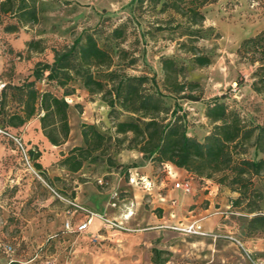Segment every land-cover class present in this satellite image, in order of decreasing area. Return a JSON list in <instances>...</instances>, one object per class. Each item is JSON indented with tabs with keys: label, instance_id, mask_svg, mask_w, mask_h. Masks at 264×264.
Wrapping results in <instances>:
<instances>
[{
	"label": "rangeland",
	"instance_id": "rangeland-1",
	"mask_svg": "<svg viewBox=\"0 0 264 264\" xmlns=\"http://www.w3.org/2000/svg\"><path fill=\"white\" fill-rule=\"evenodd\" d=\"M161 1L159 0L153 5L154 2L151 1L138 4L135 0H35L38 10L37 21L24 22L20 24L19 28L7 31L3 30V24H9L14 19L12 17L6 18L1 24L2 35L0 40L5 44L1 47V52L8 54V61L11 65H14L15 62L27 63L29 61L33 65V69L38 60L52 61L53 49L71 43L81 31L94 32L98 43L111 51L113 66L129 75L145 74L154 78L155 85L162 94L164 104L168 107L167 118L170 116L171 110L176 111L177 114H182L189 135L201 139L211 129L212 122L205 115L206 105L214 97L221 94L223 97H220L219 101L225 102L230 109L235 110L243 121L249 124L264 125V99L250 86V74L255 64L249 63L236 52L242 38L264 28V0H215L204 4L200 8L204 13V19L202 25L200 27L198 25L201 28V37L193 41L185 40L188 36V28L185 23L186 19L183 17L184 5H181L178 11L172 8L160 11ZM117 25H123V35L113 39L111 29ZM157 26H162V28H157ZM3 31L10 33L8 38L3 34ZM11 38L21 45L12 47L8 43V39ZM182 41H185L184 45H179V42ZM192 44L197 47L199 52L210 57L211 62L209 64L198 65L194 62L192 51L189 49ZM162 57H172L177 66H182L180 71L173 76V79L184 84V91L177 93L166 89L165 74L161 63ZM9 74L12 72L7 70L6 75L8 77ZM187 82H193L194 85ZM38 85L39 88L49 89L59 96L66 92L72 94L70 104L73 105V112L76 113L75 110H77L78 113H81L86 110V113L90 118L92 116L93 120L82 122L93 123L99 131L106 134L116 136L114 124L118 120H124L130 116L129 112L118 107L111 109L105 101L106 94L101 91H88L79 85L78 79L59 87L53 81L41 77ZM11 86L12 84H9L5 92L3 107L11 99ZM146 86L153 85H151V81H148ZM189 91L199 95V98L193 100L181 97L183 92ZM161 115L164 114L161 113ZM79 129L81 135V123ZM118 136L122 138L121 134ZM127 139L118 142L111 138L103 154H99L96 159H87L83 164L86 162L89 165L94 164L95 168L101 171L108 166L105 159L109 154L114 162L121 164L116 169H120L127 176L129 173L127 165L131 167L135 162L127 159L126 156H122L121 153L139 152L134 148L126 147ZM81 143L82 135L80 142L75 143V145ZM235 151L236 156L255 157L254 148L248 144L244 145V150L235 149ZM11 156V166L14 165V169H18L23 178L28 177L30 173L25 170L15 153ZM260 156H264V153L258 152L256 157ZM120 160L126 161L128 164L120 163ZM151 164L152 173L155 175V182L158 185L156 191L163 192L168 185L174 183L176 177L169 175L167 166L158 162ZM35 168L41 176L39 178L31 174L33 182L36 183V189L40 185L43 189L51 191L48 186V184L53 185L49 181L50 179L48 180L43 169L37 166ZM133 171L131 169V172ZM217 176L214 175V178H197V180L199 183L205 184H207L205 182L207 179L216 183L218 189L226 194L225 197L230 203L238 192L230 189L227 184L217 183L215 180ZM251 180L253 188L262 192L257 203L260 209L264 210V177L253 175ZM52 187L56 188L54 185ZM18 189L19 186L16 184L6 185L1 195L8 198ZM57 190L61 189L57 188ZM57 195L55 194V196ZM146 196L142 198L141 203L143 212L147 214L154 211L161 215L162 207L155 206V203L147 199ZM57 197L55 198L58 199ZM140 197L141 195L136 192V198L140 199ZM30 198H28V202ZM162 202L166 203V201ZM214 207L206 215L213 214L216 210L226 209L218 207V204H215ZM229 210L246 213L249 216L245 225V233L250 234L247 231V223L253 212L248 211L245 200ZM216 215L220 219H228V217H224L225 214L217 213ZM190 223L191 218L169 216L162 218L160 223L145 221V227L161 224L163 225L162 228L175 230L178 233L174 238L176 242L172 244V248L165 247L156 253L152 251V257L157 260L158 264H203V243L193 236L191 231L187 230ZM165 226H177L178 229ZM216 233L223 235L220 232ZM243 254H246L244 250ZM245 257L252 262L247 255Z\"/></svg>",
	"mask_w": 264,
	"mask_h": 264
},
{
	"label": "crops",
	"instance_id": "crops-1",
	"mask_svg": "<svg viewBox=\"0 0 264 264\" xmlns=\"http://www.w3.org/2000/svg\"><path fill=\"white\" fill-rule=\"evenodd\" d=\"M1 30L0 27V37ZM3 34L8 38L10 33L3 31ZM8 40L12 47L21 45L12 38ZM3 44L0 40V75L11 84L17 85L24 79L34 78L31 62H15L11 65L8 54L1 52ZM7 70L12 72L9 77L6 75ZM38 83L39 80L36 81L39 87ZM71 100L69 97V104ZM18 103L16 96H11L3 110L12 113L20 107ZM73 110V105L70 104L69 134L60 144L51 143L43 133L41 110L36 109L18 125L29 146L39 151L35 161L56 187L48 184L51 191L43 189L40 185L36 189L31 174L23 178L19 170L14 169V165L11 166V151L0 141V264H158L157 260L153 261L152 251L172 248L178 233L162 228L161 224L145 227V221L160 223L162 218L168 216L191 218V222L197 221L201 228L208 232L193 233V236L203 243V264H255L247 260L243 248L252 256L264 261V232L255 231L248 235L245 233L249 218L246 213L230 211L224 216L228 219L224 220L215 212L206 215L215 208V204L224 208H228L230 204L226 194L208 179L205 184L199 183L197 178H190L192 189L189 193L174 187L173 183L163 192H158L152 164L144 159L140 152L121 154L135 162L130 167L132 170L150 180V185L146 187L141 181H129V173L126 176L114 167L107 166L99 171L94 164L89 165L86 162L81 168L73 171L59 164L58 159L75 143L80 142V123L93 120L86 110L81 113L77 110L74 113ZM120 163L128 164L122 160ZM169 168V175L176 177L175 180L186 176V170L183 168L172 164H169ZM15 184L19 189L13 195L8 198L1 195L6 185ZM115 191L118 196L112 206L110 202ZM136 192L141 195L140 199L136 198ZM55 194H58V197ZM145 195L155 206L162 207L161 215L154 211L147 214L143 212L141 203ZM29 197L31 198L28 202ZM70 201L118 219L123 228L108 227L101 219L94 217L85 229L76 230V224L83 220L84 214L76 210ZM67 220L73 225L72 229L65 228L64 223ZM165 227L178 229L177 226ZM216 232L223 235L213 237L211 233ZM4 244H11L13 251L5 253L2 250ZM9 258L12 261L7 263Z\"/></svg>",
	"mask_w": 264,
	"mask_h": 264
},
{
	"label": "trees",
	"instance_id": "trees-1",
	"mask_svg": "<svg viewBox=\"0 0 264 264\" xmlns=\"http://www.w3.org/2000/svg\"><path fill=\"white\" fill-rule=\"evenodd\" d=\"M144 1L154 2L155 5L159 0H135L138 4ZM213 1L215 0H162L160 11L166 8L178 11L184 5L183 17L188 28L185 40L193 41L201 37L199 27L202 25L204 13L200 8ZM10 17L14 21L3 24V30L19 28L24 22L37 21L35 0H0V25ZM123 31V25L114 26L111 29L112 38L121 37ZM184 43L185 41L179 42V45ZM189 49L198 65L211 62L210 57L199 52L193 44ZM236 52L249 63L255 64L250 74V86L264 99V28L242 38ZM161 63L166 89L177 93L184 91V84L173 79L182 66H177L172 57H162ZM32 73L34 78L24 79L18 85L12 84L11 96H16L20 105L12 113L3 110L5 92L11 84L7 81L0 94L1 126L22 134L18 125L38 109L43 111L40 116L41 128L49 141L53 144L64 142L69 134L70 93L59 96L49 89H40L36 81L43 77L62 87L78 79L79 85L88 91H101L106 94L105 101L111 109L118 107L129 112L130 116L114 124L116 136L99 131L93 123L81 122L82 143L72 146L59 159V164L76 171L85 160L96 159L99 154H103L111 138L118 142L128 138L126 147L141 152L142 157L151 163L158 162L164 166L172 164L183 168L188 178H214V175H218L215 179L217 183L227 184L230 189L238 192L230 201V207L235 208V205H240L245 200L248 211L253 212L247 223V231L264 232V210L257 203L262 192L253 188L251 180L253 175L264 177V156L256 157L258 152L264 153V125L243 121L235 110L219 101L223 94L214 97L206 105L205 115L212 122L211 129L201 139L189 135L182 114L171 110L167 118L168 107L164 104L154 78L145 74L129 75L113 66L111 51L98 43L94 32L87 31H81L71 43L55 47L52 61H36ZM148 81L153 86H146ZM187 83L194 85L193 82ZM190 91L183 92L181 97L193 100L199 98V95ZM119 134L122 138H119ZM2 142L11 151L9 155L15 153L17 156L9 142ZM245 144L254 148L255 157L234 154L235 149L244 150ZM30 153L36 159L39 151L30 150ZM105 161L109 167L116 168L121 165L114 162L109 154ZM35 166L39 167L36 161ZM153 251L156 253V250ZM153 261L156 262L154 257Z\"/></svg>",
	"mask_w": 264,
	"mask_h": 264
},
{
	"label": "built area",
	"instance_id": "built-area-1",
	"mask_svg": "<svg viewBox=\"0 0 264 264\" xmlns=\"http://www.w3.org/2000/svg\"><path fill=\"white\" fill-rule=\"evenodd\" d=\"M6 85H7L6 79L0 75V94H1L2 90L6 87ZM41 113H42V111H41ZM2 140L9 142L10 147L17 153V157H18L19 161L24 165L25 170H27L30 174H33L34 176L41 178L40 174L38 173L37 169L35 168L34 159L30 153V150H33V151H36V150L34 147L29 146V144L25 141V139L23 138L21 133H16L13 130L4 128L3 126L0 125V141H2ZM167 168H168V173H170L169 165H167ZM128 171H129V176H128L129 181H131V182L141 181L145 187L150 185V180H147L144 177L138 175V172L136 170L131 172V168L129 167ZM101 181L102 180H98V182H101ZM173 186L181 189L183 192H186V193L191 192V189H192V184H191L190 178H188L186 176L175 180L173 183ZM117 196H118V193L116 191L112 193L113 200L110 202V205H112V206L115 205L114 199H116ZM70 203H71V205H73V207L76 210H78L84 214L83 220L76 224V227H75L76 230L85 229L86 226L92 221V219L94 217H99L102 220V222L109 227L123 228L122 222L115 219V218H110L102 212H97V211L92 210L90 208H87L81 204H77L73 201H70ZM230 208L231 207L228 206V208H226V209L216 210L215 213H221V214L226 215L228 212H230V210H229ZM64 225H65V228H67V229H69V228L72 229V227H73V225L68 220L64 223ZM187 230L191 231L192 233L208 234V232H206L205 230H203L201 228V225L197 221L191 222L187 226ZM211 235L213 237L222 236L219 233H211ZM237 243H239V245L241 247H243L239 241H237ZM13 249L14 248L11 244H4L2 247V250L5 253H10L13 251ZM243 249L246 252L245 255H247L255 264H264V261H262L260 258L252 256L250 254V252H248L245 248H243ZM10 261H12L11 258L8 259L7 263H9ZM49 264H51V263H49Z\"/></svg>",
	"mask_w": 264,
	"mask_h": 264
}]
</instances>
